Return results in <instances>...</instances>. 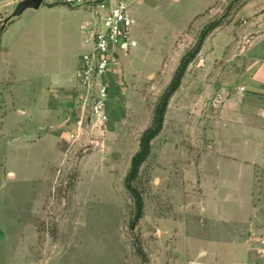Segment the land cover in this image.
<instances>
[{"label": "rangeland", "instance_id": "rangeland-1", "mask_svg": "<svg viewBox=\"0 0 264 264\" xmlns=\"http://www.w3.org/2000/svg\"><path fill=\"white\" fill-rule=\"evenodd\" d=\"M19 1L0 4V264H264V141H240L196 100L225 72L227 35L245 44V19L264 5L243 17L254 0H219L190 21L201 0L131 4L136 46L120 56L99 127L77 76L87 12L44 0L9 18ZM206 26L212 46L187 65L131 181L142 199L131 229V157Z\"/></svg>", "mask_w": 264, "mask_h": 264}, {"label": "crops", "instance_id": "crops-1", "mask_svg": "<svg viewBox=\"0 0 264 264\" xmlns=\"http://www.w3.org/2000/svg\"><path fill=\"white\" fill-rule=\"evenodd\" d=\"M172 1L182 2L184 0ZM128 2L130 7L131 4L137 3L139 0H128ZM218 2L219 0H201V7L191 14L190 21L196 17L213 15L211 12L213 9L210 6ZM6 3H9V0H0V4ZM263 5L262 0L250 1L240 9L238 15L244 17L247 14L255 13L257 9H262ZM55 8H63V6L47 10ZM261 19H264V13L245 19L249 27L243 34L246 37V42L241 46L233 34L227 35L232 37V42L228 43L226 47L225 59L228 63L225 65V72L209 86L207 90L209 97L206 98L203 94L196 97V100L199 99L201 102L209 98L210 107H212L210 110L211 119L217 124L235 127L241 133L240 141L246 144L264 141V109L262 108L264 104V30L260 27L256 28L254 24ZM90 21L91 17L87 13V17L81 25L83 34H85V29ZM6 32L7 30L2 35V43ZM211 37L213 35L204 41L199 52L200 56L205 54L208 45L212 46ZM130 38L135 41L133 26L130 30ZM214 46L218 47V42ZM77 63L79 67V62Z\"/></svg>", "mask_w": 264, "mask_h": 264}, {"label": "built area", "instance_id": "built-area-1", "mask_svg": "<svg viewBox=\"0 0 264 264\" xmlns=\"http://www.w3.org/2000/svg\"><path fill=\"white\" fill-rule=\"evenodd\" d=\"M84 9L91 17L85 29L89 49L81 55L77 76L88 101L89 119L104 127L109 119L108 100L115 68L120 56L136 46L130 38L134 20L128 0H64Z\"/></svg>", "mask_w": 264, "mask_h": 264}, {"label": "trees", "instance_id": "trees-1", "mask_svg": "<svg viewBox=\"0 0 264 264\" xmlns=\"http://www.w3.org/2000/svg\"><path fill=\"white\" fill-rule=\"evenodd\" d=\"M53 6H55V4L49 5V7H53ZM210 27L211 26H206L201 30L192 49L188 51L181 58L172 76V79L170 80V83L163 91L157 104L155 105L150 127H148L145 131H143V133L140 136L138 151L131 157L130 167L128 173L124 178V186L128 190V192L132 195L135 204L134 216L130 223L131 229L135 226V224L141 218L142 215V199L140 197V194L136 191V189L132 187L131 181L137 175L141 163L148 157L150 150V142L158 135V133L161 130L163 117L168 102L171 96L173 95V93L179 88L187 65L199 53L206 38V35L210 30Z\"/></svg>", "mask_w": 264, "mask_h": 264}, {"label": "water", "instance_id": "water-1", "mask_svg": "<svg viewBox=\"0 0 264 264\" xmlns=\"http://www.w3.org/2000/svg\"><path fill=\"white\" fill-rule=\"evenodd\" d=\"M43 2L44 0H20L16 4L9 18H17L22 15L23 12H25L26 10L37 11ZM262 108L264 109V104Z\"/></svg>", "mask_w": 264, "mask_h": 264}]
</instances>
